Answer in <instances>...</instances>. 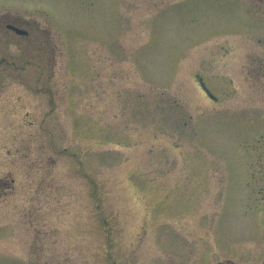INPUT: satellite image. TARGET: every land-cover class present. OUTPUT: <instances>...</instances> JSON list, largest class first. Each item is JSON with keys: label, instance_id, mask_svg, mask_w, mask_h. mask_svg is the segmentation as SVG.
<instances>
[{"label": "rangeland", "instance_id": "1", "mask_svg": "<svg viewBox=\"0 0 264 264\" xmlns=\"http://www.w3.org/2000/svg\"><path fill=\"white\" fill-rule=\"evenodd\" d=\"M2 58L0 264H264V0H0Z\"/></svg>", "mask_w": 264, "mask_h": 264}, {"label": "flooded vegetation", "instance_id": "2", "mask_svg": "<svg viewBox=\"0 0 264 264\" xmlns=\"http://www.w3.org/2000/svg\"><path fill=\"white\" fill-rule=\"evenodd\" d=\"M18 19H15V21H17ZM15 21H12V22H8L7 24H6V29L9 31V32H11V33H13V34H15V35H17V36H20V37H28L29 36V32H30V29H29V25H27V24H21V23H18V22H15ZM21 21H23V20H20V22ZM5 22H7V21H5ZM9 26H13V27H15V28H17V29H19L20 30V32H17V31H15L14 29H12V28H9ZM3 63H9V62H7L6 61V58H2V60H0V64H3ZM4 186H7V183H4L3 184ZM1 187H2V184H1V182H0V190H1Z\"/></svg>", "mask_w": 264, "mask_h": 264}, {"label": "water", "instance_id": "3", "mask_svg": "<svg viewBox=\"0 0 264 264\" xmlns=\"http://www.w3.org/2000/svg\"><path fill=\"white\" fill-rule=\"evenodd\" d=\"M9 28H12V29H14V30L17 31V32H20L19 29L15 28V27H13V26H9Z\"/></svg>", "mask_w": 264, "mask_h": 264}]
</instances>
